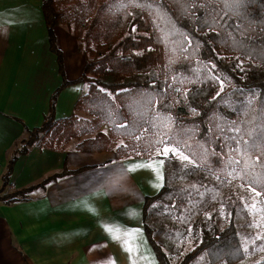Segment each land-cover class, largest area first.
Listing matches in <instances>:
<instances>
[{
    "label": "trees",
    "instance_id": "16d2710c",
    "mask_svg": "<svg viewBox=\"0 0 264 264\" xmlns=\"http://www.w3.org/2000/svg\"><path fill=\"white\" fill-rule=\"evenodd\" d=\"M42 8L61 74L57 25L73 32L85 66L76 81L63 80L42 124L18 142L0 192L19 155L32 145L61 150L69 139L87 136L77 150H115L117 158L138 151L148 156L168 142L206 173L264 198V0H43ZM81 81L88 90L74 108L89 118H56L60 90ZM118 137L124 143L115 148ZM72 172L65 167L0 200L12 203ZM180 188L170 184L166 170L164 187L144 203L145 231L162 264H172L157 242L169 230L152 223L153 204L193 202L190 190ZM230 210L229 225L203 238L178 264H193L200 256L206 264H238L259 253L263 257L251 264H264V236L247 235L240 222L248 206L238 211L232 204Z\"/></svg>",
    "mask_w": 264,
    "mask_h": 264
},
{
    "label": "crops",
    "instance_id": "0c3cea01",
    "mask_svg": "<svg viewBox=\"0 0 264 264\" xmlns=\"http://www.w3.org/2000/svg\"><path fill=\"white\" fill-rule=\"evenodd\" d=\"M43 0H0V190L12 151L42 124L63 80L76 81L85 56L67 26L54 28L64 76L51 51ZM87 92L74 82L60 90L56 118L68 117ZM162 155L61 150L34 144L17 158L10 194L65 167L74 171L12 203L0 200V264H162L143 220L145 199L165 185Z\"/></svg>",
    "mask_w": 264,
    "mask_h": 264
},
{
    "label": "rangeland",
    "instance_id": "374dc122",
    "mask_svg": "<svg viewBox=\"0 0 264 264\" xmlns=\"http://www.w3.org/2000/svg\"><path fill=\"white\" fill-rule=\"evenodd\" d=\"M74 114L77 117L89 118L81 110H75ZM101 130L107 132L108 128L103 126ZM43 135L44 133L40 135V139ZM86 137H73L63 144V148L67 146L76 148V145ZM123 143L124 139L118 137L115 140V148ZM112 151L115 152V150ZM132 154L138 155L140 152ZM148 155L164 156L168 163L167 173L170 184L177 188L181 187L182 190L188 188L191 195L189 200L194 198L193 202H186L182 207L176 205L177 198H174L172 203L160 199L153 204L157 208V212L151 220L152 223L156 227L164 226L169 230V234H164L157 242L162 246L172 264H178L203 238L227 227L232 218L230 210L232 204L238 207V211L242 210L244 206H248V211L243 213L244 217L240 221L244 223L243 230L247 235L254 234L257 235L256 238L264 236V198L260 197L258 193L233 181L206 173L198 168L195 162L180 148L168 142L164 141ZM247 237L249 238V236ZM261 257L263 255L260 253L254 254L238 264H251ZM193 264H206V262L200 256ZM220 264L226 263L221 262Z\"/></svg>",
    "mask_w": 264,
    "mask_h": 264
},
{
    "label": "snow or ice",
    "instance_id": "6c2138e0",
    "mask_svg": "<svg viewBox=\"0 0 264 264\" xmlns=\"http://www.w3.org/2000/svg\"><path fill=\"white\" fill-rule=\"evenodd\" d=\"M235 3H239V0H234Z\"/></svg>",
    "mask_w": 264,
    "mask_h": 264
}]
</instances>
